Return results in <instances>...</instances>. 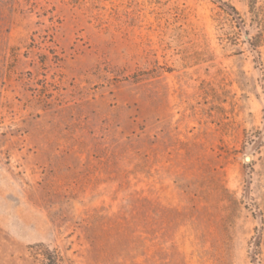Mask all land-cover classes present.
Instances as JSON below:
<instances>
[{
	"label": "rangeland",
	"instance_id": "obj_1",
	"mask_svg": "<svg viewBox=\"0 0 264 264\" xmlns=\"http://www.w3.org/2000/svg\"><path fill=\"white\" fill-rule=\"evenodd\" d=\"M46 247L264 264V0H0V264Z\"/></svg>",
	"mask_w": 264,
	"mask_h": 264
},
{
	"label": "trees",
	"instance_id": "obj_2",
	"mask_svg": "<svg viewBox=\"0 0 264 264\" xmlns=\"http://www.w3.org/2000/svg\"><path fill=\"white\" fill-rule=\"evenodd\" d=\"M231 6H232V10L235 13L239 14L235 6L233 5ZM248 40L251 41V38H249ZM44 260H45L44 264H59V255L55 250H50L49 248L46 247Z\"/></svg>",
	"mask_w": 264,
	"mask_h": 264
}]
</instances>
